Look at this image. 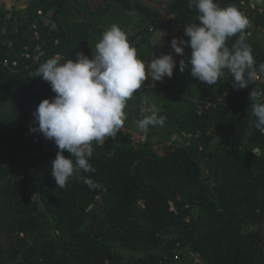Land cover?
Wrapping results in <instances>:
<instances>
[{
    "label": "trees",
    "instance_id": "obj_1",
    "mask_svg": "<svg viewBox=\"0 0 264 264\" xmlns=\"http://www.w3.org/2000/svg\"><path fill=\"white\" fill-rule=\"evenodd\" d=\"M214 2L248 19L259 76L264 0ZM119 6L140 15L127 26L135 47L166 18L183 29L198 23L189 0L167 2L163 13L142 0H27L22 10L0 3V264L3 249L12 264H187L190 255L198 264H264V133L249 100L264 77L236 90L225 68L204 99L211 105L189 107L174 132L146 133L137 143L118 132L103 145L92 142L94 172L79 171L63 188L51 176L58 147L30 125L55 93L32 73L54 56H94L101 34L122 23ZM238 37L227 39L230 51ZM190 56L186 47L180 59ZM218 137L224 145L210 151ZM81 176L99 186L89 188Z\"/></svg>",
    "mask_w": 264,
    "mask_h": 264
},
{
    "label": "clouds",
    "instance_id": "obj_2",
    "mask_svg": "<svg viewBox=\"0 0 264 264\" xmlns=\"http://www.w3.org/2000/svg\"><path fill=\"white\" fill-rule=\"evenodd\" d=\"M193 4L199 15L198 23L185 25L184 36L189 39L173 37L170 41L172 52L178 56H184L186 47L191 48L188 62L179 60V71L183 73L190 66L193 78L214 85L227 68L236 90L246 88L253 78L264 77V63L259 65L257 76L252 48L246 43L248 19L235 6L220 8L214 0H189V5ZM237 33L239 37L230 51L226 41ZM95 49L91 58L77 52L75 61L54 56L32 73L33 78L48 82L55 93L39 103L33 113L37 126L30 125V131L39 132L58 147L51 162V176L59 188L81 170L95 171L89 163L92 142L103 145L106 138L117 136L124 125L127 101L147 77L162 81L165 76L171 78L177 67L172 52L153 56L146 65L137 57L136 47L130 44L126 33L115 24L101 34ZM249 100L254 125L264 133V89H252ZM148 111L152 114L138 120L137 127L147 131L149 126H163L164 117L156 115L155 106ZM64 151L70 153L69 158ZM80 179L89 188L99 186L88 177Z\"/></svg>",
    "mask_w": 264,
    "mask_h": 264
},
{
    "label": "rangeland",
    "instance_id": "obj_3",
    "mask_svg": "<svg viewBox=\"0 0 264 264\" xmlns=\"http://www.w3.org/2000/svg\"><path fill=\"white\" fill-rule=\"evenodd\" d=\"M26 1L27 0H0V3L4 2V5L7 8L22 10L25 8ZM142 1L148 4L151 8H155L160 13H163L166 3L173 0ZM118 10L123 13L120 16L123 20L122 23L119 22L116 25H118L128 37L134 32L130 27L127 28V26H130V24H133V27L136 26V16L138 17L140 15L136 11L127 8L123 9L121 6L118 7ZM171 23V19L166 18L163 21V26H160L157 31L151 33L147 39L142 41L139 46L136 47L137 57L142 59L146 65L153 59V56L159 57L161 54L172 52L170 41L173 37L184 39L182 35L184 29L181 27H177V30L174 28L170 29V27H167V24ZM172 55L177 61V67L174 69L173 76L171 78L165 76L162 81H153L149 75L141 85V88L127 101L126 107L123 110L125 113L124 125L119 130L118 138L119 136H123L131 139L134 143H137L140 142L141 138L139 135L143 132L153 136L158 133L162 134V131L172 133L178 126L177 122L181 120L180 118L183 117L185 112L187 113L192 106L196 104L200 110L202 108V103H206L207 107L211 105L210 99V102L204 99L209 98L210 92L213 91L212 87L193 78L188 70L181 73L179 71L180 56L176 55L174 52H172ZM214 91L220 92L215 89ZM152 106H155L156 115L158 117H164V124L163 126H149L147 131H141L137 127V121L143 118L144 115H151L152 112L148 111V109ZM142 110L144 111L142 112ZM127 130L132 132V135L128 133ZM156 140H158V138L153 137V141ZM51 142L53 141L51 140ZM163 145L164 143H161L158 145V148H163ZM223 145L224 139L218 137L211 143L209 150H215ZM2 260L5 264H12L13 262V258L6 249H3ZM184 262L187 264H198V260L192 255L188 256ZM177 264L183 263L178 262Z\"/></svg>",
    "mask_w": 264,
    "mask_h": 264
},
{
    "label": "crops",
    "instance_id": "obj_4",
    "mask_svg": "<svg viewBox=\"0 0 264 264\" xmlns=\"http://www.w3.org/2000/svg\"><path fill=\"white\" fill-rule=\"evenodd\" d=\"M168 19H171L172 20V18L171 17H169ZM161 24V23H160ZM159 23H158V26L160 25ZM162 26H163V22H162V24H161ZM167 27H170V29L171 28H174V29H176L177 30V26L174 24V23H171V24H167ZM153 28V27H152ZM152 28L150 29V30H152ZM127 132L128 133H130L131 135H132V132H130V131H128L127 130ZM140 136V142H143V141H145V136H146V134L143 132L142 134H140L139 135Z\"/></svg>",
    "mask_w": 264,
    "mask_h": 264
},
{
    "label": "water",
    "instance_id": "obj_5",
    "mask_svg": "<svg viewBox=\"0 0 264 264\" xmlns=\"http://www.w3.org/2000/svg\"><path fill=\"white\" fill-rule=\"evenodd\" d=\"M157 26H158V21L156 22V24L153 26L152 29H154V28L157 27ZM0 130H1V129H0ZM194 213H196V211H195ZM88 223H90V220H87V222H85V223L79 228V230L82 231V232H84V231L86 230V227H87V224H88Z\"/></svg>",
    "mask_w": 264,
    "mask_h": 264
},
{
    "label": "built area",
    "instance_id": "obj_6",
    "mask_svg": "<svg viewBox=\"0 0 264 264\" xmlns=\"http://www.w3.org/2000/svg\"><path fill=\"white\" fill-rule=\"evenodd\" d=\"M35 59H37V57H35ZM7 64V62H4V65ZM15 65V64H14Z\"/></svg>",
    "mask_w": 264,
    "mask_h": 264
}]
</instances>
